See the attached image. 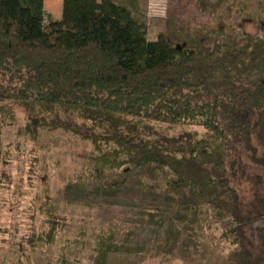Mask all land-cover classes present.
Returning <instances> with one entry per match:
<instances>
[{
	"label": "trees",
	"instance_id": "obj_1",
	"mask_svg": "<svg viewBox=\"0 0 264 264\" xmlns=\"http://www.w3.org/2000/svg\"><path fill=\"white\" fill-rule=\"evenodd\" d=\"M61 2L53 18L43 0H0V183L11 179L5 129L34 152L51 149L43 131L60 130L83 145L85 169L103 170L93 184L88 172L65 181L64 201L137 191L157 227L142 245L132 231L116 241L115 228H101L89 264H126L134 250L186 258L212 221L229 245L220 264H264V33L234 21L242 1L195 0L216 13L212 23L168 25L154 38L131 0H99L93 14L87 0ZM253 19L264 27V12ZM49 187L38 205L45 227L26 235L32 246L54 243L66 223Z\"/></svg>",
	"mask_w": 264,
	"mask_h": 264
},
{
	"label": "rangeland",
	"instance_id": "obj_2",
	"mask_svg": "<svg viewBox=\"0 0 264 264\" xmlns=\"http://www.w3.org/2000/svg\"><path fill=\"white\" fill-rule=\"evenodd\" d=\"M61 1L43 0V7L51 17L58 18ZM239 1H242L243 10L234 21L246 31L264 33V27L253 19L264 12V0ZM97 2L99 0H87L90 14L97 11ZM131 10L144 19L148 38L165 31L168 25L210 24L216 14L205 10L203 5L197 6L195 0H131ZM196 128L203 131L200 126ZM3 134L1 169L8 172L11 179L5 176L0 183V264H46L58 256H61L58 264H89L92 242L101 228L110 226L116 230V241H120L126 231H132L131 241L136 244L156 239L157 227L140 213L137 191L120 194L112 202L86 205L64 201L63 184L74 174L83 176L88 172L87 180L83 179L87 184L96 183L103 175L100 168L83 167L80 158L84 147L76 140L60 130L43 131L41 138L51 144V149L34 152L31 144L13 137L8 128ZM44 185L50 186V202L59 216L66 217V223L54 243L34 242L32 246L25 241L32 226L45 227L44 216L38 209ZM221 226L219 221H212L200 236V251L186 258L134 250L136 252L131 251L126 264H157L158 257L163 264H220L229 248L220 234ZM72 238L74 242L63 249L61 246ZM117 258L122 259V256L117 255Z\"/></svg>",
	"mask_w": 264,
	"mask_h": 264
}]
</instances>
